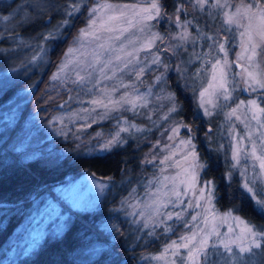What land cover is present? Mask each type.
<instances>
[{"label": "snow or ice", "instance_id": "1", "mask_svg": "<svg viewBox=\"0 0 264 264\" xmlns=\"http://www.w3.org/2000/svg\"><path fill=\"white\" fill-rule=\"evenodd\" d=\"M13 4H7L0 9V24L11 25L9 39L15 41L17 47L21 45L27 47L28 44L15 34V28L31 24L37 18L43 17L45 10L54 9L62 15V19L48 28L45 33L40 34V42L36 45L39 50L28 61L32 65L44 61L48 48L54 42L67 39V34L75 26L74 21L81 15L85 16L83 27L73 35L69 47L61 58V63L57 65V71L50 77V80L54 82L53 90H57V83L62 85L70 78V70L75 75V79L71 80L72 84L80 86L95 79L96 84L93 86L95 91V86L100 84L101 79H115L117 73L123 74L131 69L139 80L145 70H152L150 65L162 64L157 48L152 60L137 70V66L142 63L136 59L139 53L151 50L157 41L163 42L166 37L159 32H154L141 43L140 37L135 33H143L145 29L150 28L149 21L159 22L165 16L172 21V15L165 11L163 0H137L136 3H119L113 0H67L62 6L53 5L47 0H20L19 3L13 0ZM186 5H190L193 11L197 9L200 12L208 11L213 19H215L213 9H215L221 15V28L224 31L232 32L233 26L236 30H240L241 51L237 53L236 61L246 63L240 64L241 71L237 73L231 71L234 62L227 59L228 49L225 47L226 43L234 39V36H225L221 42L217 34L209 35L195 25L198 38L212 41L209 44V52L195 56L197 60L203 57L205 64H211L210 75L207 68H198L193 74L196 78L208 80L207 86L199 91L197 108L203 110L204 116H212L213 113L207 107L208 104H213L215 108L227 105L214 104L212 99H206V97L222 96L227 102L234 99L233 93L237 88H242L250 96H254L247 101L241 100L225 114V120L231 125L227 134L228 143L219 144L215 151L224 153L229 169L225 173V179L232 181L238 172L240 197L245 201L250 200L259 214L264 215V0H241V3L235 6V11H224L232 7L230 0H183V2L178 0L173 13L175 20L172 22L181 31L175 35L170 34L167 38L178 40L179 43L169 45L164 51L176 54L190 39L193 43L195 42L192 33L188 31L193 21L181 19V15H187ZM46 23L51 24V18ZM138 43L141 45L139 48L135 46ZM87 47L91 50L82 51ZM129 48L131 51L128 50ZM0 51L5 50L0 49ZM217 53H224V57L217 58ZM208 57L215 58V62L213 63ZM188 63H191V60ZM22 67H24L23 64L10 71L16 72ZM163 67L165 72L156 76V81L164 78L169 65L163 64ZM97 70L100 79H96L94 75ZM176 70L182 75L186 71L180 64L176 66ZM107 71H111L113 75L108 76ZM82 72L85 74L81 75ZM236 77L240 79L237 80ZM193 85V95L196 96L195 79ZM230 85L233 87H229ZM117 87L124 88L125 92L119 99H113L111 93H115ZM117 87H113L110 91L101 90V98L91 100L90 109L81 110L87 115L80 116L78 113H73L69 116V123L75 122L73 118L86 121L96 113V108L99 107L104 109L98 114L100 120L117 119V130L114 133L108 137L97 133L95 137L89 138L87 145L81 140L80 135L73 133V138L78 141L77 149H83L85 154L108 153L120 147L126 142L121 133L132 135L134 132L151 131V129L138 127L126 119L120 121L112 116L113 113L121 110L136 113L138 105L147 107L151 86L146 93L138 92L134 84H120ZM129 87L131 92L127 91ZM165 98L173 103L165 116L161 117L168 120L171 119V114L178 113L181 106L176 102L175 93H169ZM49 99L53 98L49 97ZM71 99L69 97V100ZM233 117L243 125L242 129L232 122ZM57 120L63 125L64 117L54 116L48 122V126L55 135L67 139L68 132L53 124V121ZM92 123H97V120L92 119ZM86 126L91 127V125ZM181 128L188 129L189 135L180 139L179 144L175 146L182 157L174 161V166L179 171L174 175L165 174L168 168L173 167V164L169 162L173 160L177 152L172 150L169 144H164L161 152L155 153L152 160L142 161V163L151 164L163 152L168 153L159 160L158 173H154L144 183L145 198L141 200L138 195H135L136 190L132 189L127 197L121 199L118 210H123L126 216L132 217L131 224H142V227L138 226L135 231L149 238H159L160 235L169 237L170 234L175 236V239L167 240L160 252L142 255L141 260L144 264H152V262L156 264H253L254 257L264 256V225H256L239 215L240 209L236 206L223 212L219 210L217 207L219 190L215 179H202L209 164L201 159L197 151L194 143L195 130L182 120L174 122L168 130V139L175 140ZM82 130L83 126L80 131ZM210 132L211 129L205 133L209 139H211ZM223 135L221 132L222 137ZM160 145L161 141L157 140L152 145V149ZM110 181V177L107 181H97L93 178L90 184L97 192L103 194L110 188ZM229 193L232 194L231 184ZM49 207L55 206L49 203L46 209ZM128 208H132L133 211L128 212ZM222 225L228 226L227 231H221ZM178 228L179 233H177ZM157 229H161L159 234ZM110 230L121 234L116 224H112ZM144 235L136 236V241L143 239Z\"/></svg>", "mask_w": 264, "mask_h": 264}, {"label": "rangeland", "instance_id": "2", "mask_svg": "<svg viewBox=\"0 0 264 264\" xmlns=\"http://www.w3.org/2000/svg\"><path fill=\"white\" fill-rule=\"evenodd\" d=\"M16 2L19 3L20 0H16ZM113 2L136 3L137 0H113ZM177 2L178 0H175V5ZM180 2H183V0H180ZM230 3L232 7L224 9V11H235V6L239 5L241 0H230ZM7 4H13V0H2V2H0V8ZM13 7H15V4H13ZM164 7L165 11L169 15H172V21H174V7L172 8L171 5L166 6L165 4ZM186 7L187 15H181V19L193 21V24L189 25L188 31L191 32L192 37L195 38L194 43L193 40L190 39L183 44L176 54H173L171 51H164L169 45L179 43L178 40H171L167 37H169L170 34L175 35L181 31V29L177 28L176 24L170 21L167 16L159 22L149 21L148 23L151 25L150 28L145 29L143 33H135L136 36L140 37L141 43L154 32H159L161 35L165 36L166 39L163 42L157 41V44L154 45L151 50L139 53L136 59L142 63L137 66V70L139 67H144L145 63H149L152 60L153 54L156 53L157 48L159 49L162 64L150 65L152 70H145L144 75L141 76L139 80H137L135 72L131 71V69L123 74L117 73L115 79H101L100 84L95 86V91H93V86L96 84L95 79L80 86L72 84L71 80L75 79V75L71 70L69 73L70 78L67 81L62 85L59 83L56 84L57 90H53L54 82L50 80L53 73L57 71V65L61 63V58L69 47L73 35H75L78 29L83 27L85 18L82 22L76 24L72 33L68 35L64 46H55L58 51L55 54L56 61L52 64L48 57V53L50 49L54 48V43L48 48L47 56L44 61L38 62L35 65L29 64L28 61L31 59L32 55L39 50L36 45L40 42V34L45 33L48 28L52 27L62 19L60 13L55 17L56 20L51 19V24L46 23L37 31L25 33L21 30L18 31L17 28L19 27L15 28V34H18V36L28 44L27 47L23 45L17 47V43L12 39H9L11 25L0 24V49L5 50L0 51V97L11 84L13 85V83H15V85L19 86L11 92L8 90L5 91L3 97L0 98V141L2 139L3 142H7L9 146L13 144V148L11 149L24 160L34 156H49L53 153L52 149L57 140H62L64 142L70 141L73 145L77 144L78 141L73 138V133L80 135V138L85 145H87L89 138L95 137L97 133H101L104 137H108L117 130V119L108 118L100 120L98 114L104 111L103 108H96V113L92 114L86 121L73 118L75 122L69 123V116L73 113H78L80 116L87 115L81 110L90 109L92 105L89 102L93 99H100V93L103 89L110 91L113 87H117L120 84H134L138 92L146 93L149 91V86H151V95L148 96L147 107H140L138 105L136 113L121 110L118 113L112 114V116L117 117L120 121L126 119L138 127L151 129V131L143 133L134 132L132 135L121 133V136L125 138L126 142L120 147L127 148H123L122 150L128 151V155L126 156H132L131 161L136 158L137 149L140 151L138 156H140L139 162H141V166H139L137 170L133 172L129 170V172L118 178L109 175L102 176L88 168L69 171L63 179L51 183L47 182L43 189H39L40 187H38V190L40 191L31 196L27 201L28 204H20L16 207L11 206L14 203L11 204L10 202L0 201V221L11 227L10 230L7 231V233H9H6L7 236L4 240L6 246L5 252L9 258H14L22 253L30 252L45 235H58L71 218L67 206L71 208H95L99 204H101L100 206H107L108 204L109 207H112V210L108 212L110 214L105 217V219L101 220V224L105 229H111L112 224H116L120 229V226L124 221L126 223V228L133 230L134 236L141 235L142 233L135 231V229L138 226L142 227V224H131L130 221L132 217L126 216L123 210L118 209H120L121 206V199L127 197L132 189L136 190L135 195H138L141 200L145 198L144 183L147 179L151 178L154 173H158L160 167L159 160L163 158V155H167L168 153L163 152L162 155L151 164L142 163V161L146 159L152 160V156L157 152H161L164 144H169L172 146V150L177 152L173 160L169 162L170 164H173V167L168 168L165 174L174 175L179 171V169L174 166V161L180 160L182 157L175 146L179 144L180 139L186 138L189 135V130L181 128L179 136H177L175 140L170 141L168 139V130L170 126H173L174 122L182 120L185 124L192 126L195 130L194 143L196 146L198 143L197 135L202 136L206 147L214 145V141L216 142L217 147L221 143H228L227 134L231 125L225 120V114L234 108L241 100L247 101L250 98H254V96H250L249 93L243 91L242 88H237L233 93L234 99L227 102L223 100L222 96L206 97V99H212L214 104L227 105L226 107L215 108L213 107V104H208L207 107L212 111V116H204L203 110L197 108L199 91L202 87L207 86L208 80L207 78L201 80L194 77L193 74L196 73L198 68H207L210 75L211 64H205V58L202 57L200 60H197L195 56L196 54L209 52V44H211L212 41L198 38L195 25H198L202 32L208 33L209 35L217 34L221 42H223L225 36H234V39L226 43L225 47L228 49L227 59L230 62H234L232 63L231 71L237 73L241 71L240 64L246 63L244 61H236L237 53L241 51L239 37L240 30H236L235 26H233L232 32L224 31L221 28V15L215 9H213L215 19H213V16H210L208 11L200 12L198 9L193 11L190 5H186ZM49 16L50 15H48V17ZM48 17L45 18L46 21L51 18V16ZM135 46L139 48L141 45L138 43ZM9 49H11V51H8ZM90 50V47H87L82 51L87 52ZM128 50L131 51V48ZM223 57L224 53H217V58L222 59ZM208 59H211L213 63L215 62V58L213 57H208ZM189 60H191V63H188ZM21 64H23L24 67L19 68L18 71H10V69L16 68ZM163 64L169 65V68L166 71L164 78L161 81H156V76L165 72ZM178 64L186 69L183 75L176 70ZM49 66L50 69L46 72V68ZM44 72H46L45 81L42 79L41 89V83L39 86L37 83L39 82L38 79L40 74H44ZM84 74V72L81 73V75ZM106 74L108 76L113 75L111 71H107ZM94 75L96 79H100L98 70ZM229 78L231 79V75ZM194 79L195 86L197 87L196 96L193 95L192 91L194 87ZM236 79L239 80L240 78L236 77ZM22 82L24 83L20 84ZM175 87H177L182 94H191V96L188 95L193 104V108L191 109L193 116L191 119H189L190 116L188 118L182 114L181 107L178 113L171 114V119H161V117H164L168 112V109L173 106V103L165 98L169 93H175L176 102L181 105ZM229 87L233 86L230 85ZM127 91L131 92V87H129ZM124 92V88L117 87V91L111 93V97L113 99H119L120 96L124 95ZM33 94L35 102L30 104ZM49 97H52L53 99L50 100ZM69 97L72 99L69 100ZM54 116L64 117L63 125H61L58 120L53 121V124L56 127L64 128V130L68 132L67 139L63 136L55 135L53 130L48 126V122L52 120ZM92 119H96L97 123L93 124ZM200 119L206 120V124L202 129H200L201 125H199ZM232 122L238 124L239 129L243 128V125L239 124V122L235 120V117L232 118ZM86 125H91V127H87ZM82 126L83 130L80 131ZM198 129H200V133H197ZM209 129H211V132L209 133L211 139L205 135ZM221 132L224 134L223 137L221 136ZM157 140L161 141V145L156 149H152V145L155 144ZM9 146L7 148H9ZM116 148L121 149L119 147ZM197 151L199 152L198 148ZM213 164H216L215 160H213ZM228 170L226 161L225 163L222 162L220 172L223 174L225 182L227 181V179H225V173ZM235 176L237 177L239 184V173L237 172ZM109 177L111 178V186L103 194L97 192L90 184V180L93 178L97 181H107V178ZM209 178L211 177H202L204 180ZM119 187H124V189H118ZM49 203L55 207H49L46 209V206ZM218 208L223 212L231 207ZM14 211H16V214L9 217L8 213ZM127 211L131 213L133 209L128 208ZM136 211H139V209H136ZM2 213H5L3 219ZM227 227V225H222L221 231H227ZM131 230H129V232ZM156 231L159 234L161 229H157ZM179 231L178 228L177 233H179ZM161 236L162 237L159 241L154 242L153 246L148 247V249L142 250L134 260L138 263L144 264L141 260L142 255L156 254L160 252L162 246L168 239H175V236H172L171 234L169 237ZM37 237H39L38 240ZM135 242L141 243L142 241H136L135 239ZM103 246L101 240L92 237L90 242L87 243L83 249H80L81 256L84 259H91L100 253ZM131 250L133 251V249ZM3 260H5V258ZM120 263L121 260L116 264ZM130 264L135 263L131 262ZM152 264H156V262H152ZM253 264H264V256L257 255L254 257Z\"/></svg>", "mask_w": 264, "mask_h": 264}, {"label": "trees", "instance_id": "3", "mask_svg": "<svg viewBox=\"0 0 264 264\" xmlns=\"http://www.w3.org/2000/svg\"><path fill=\"white\" fill-rule=\"evenodd\" d=\"M163 1L166 6L171 5L173 8L175 5V0ZM47 2L53 5H63L66 0H47ZM4 7L5 5L0 9ZM58 14L59 13L54 9L45 10L43 17L37 18L31 24L21 26L17 28V30H21L25 33L37 31L46 24L45 18L48 17V15L51 16L52 20H56L55 17ZM84 18V15L79 16V18L74 21V25L76 26L77 23L82 22ZM73 28L71 32L67 34V37L72 33ZM66 40L67 39L54 42V48L50 49L48 53L51 64L56 61L55 54L58 49H56L55 46H64ZM49 69L50 66L46 68V72H48ZM46 72H44V74L41 73L38 79L39 82L37 84L39 86L41 83V89L42 79L45 81ZM23 83L24 82L20 84ZM17 87L19 86L13 83V85L11 84L5 91L8 90L11 92ZM175 89L180 100L182 114L188 118L190 116L189 119H191L193 116L191 110L193 104L189 97L191 94H182L177 87H175ZM4 92L1 97H3ZM32 96L30 104L35 102L34 94ZM205 122L206 120L200 119V129L205 126ZM200 129L197 130V133H200ZM197 137V148L199 149L200 157L209 164L206 174L203 175V177L214 178L219 190L217 206L220 208H232L236 206L240 209L239 214L245 216L256 225H264V215L259 214L250 200L245 201L240 197L241 190L238 188L237 177L234 176L232 181L227 180L225 182L224 176L220 172L221 163H225V157L222 152L218 153L215 151L217 148L216 142L214 141V145L206 147L202 136L197 135ZM76 145L77 144L73 145L70 141L64 142L62 140H57L52 149L53 153L49 156H34L24 160L11 149L13 148V144L9 146L7 142H3L1 139L0 201L10 202L11 204L14 203L11 206L16 207L20 204H28L27 201L31 196L40 191L38 187H40L39 189H43L47 182L51 183L63 179L69 171L88 168L102 176L109 175L118 178L129 172V170L133 172L141 166V162H139L140 156H138L140 151L138 149L136 158L131 161L132 156H126L128 155V151L122 150L123 148L127 149L125 147H119L121 149L114 148L108 153L85 154L83 149H77ZM8 146L9 148H7ZM212 159L216 161V164H213ZM230 184L232 194L229 193ZM118 189L123 190L124 187H119ZM100 205L101 204L95 208H71L67 206L71 218L58 235H45L30 252L22 253L14 258L8 257L5 252L6 246L4 243L9 233H7V231H9L11 227L0 221V264H116L120 260V264H130L131 262L142 264L136 262L134 258H136L142 250L153 246V243L159 241L162 236L160 235L159 238H149L142 233L141 235H144V238L140 240L142 242H135L136 236H134L133 230L127 229L124 221L119 229L121 234L112 232L110 228L105 229L101 224V220L105 219V217L110 214L108 212L112 210V207H109L108 204L107 206ZM14 214H16V211L8 213V216L12 217ZM4 215L5 213H2V219ZM129 230L131 231L129 232ZM92 237L101 240L104 246L101 248L100 253L93 258L84 259L81 256L80 249H83V247L90 242ZM131 249H133V251ZM4 258L5 260H3Z\"/></svg>", "mask_w": 264, "mask_h": 264}]
</instances>
